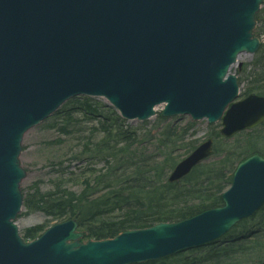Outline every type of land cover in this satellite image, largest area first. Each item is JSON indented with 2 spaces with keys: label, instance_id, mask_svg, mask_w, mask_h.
<instances>
[{
  "label": "water",
  "instance_id": "obj_1",
  "mask_svg": "<svg viewBox=\"0 0 264 264\" xmlns=\"http://www.w3.org/2000/svg\"><path fill=\"white\" fill-rule=\"evenodd\" d=\"M263 0H0V264H142L198 249L264 203V159L239 164L223 206L179 223L81 243L77 222L25 243L23 136L71 98H103L126 121L188 116L221 121L224 139L264 122V97L237 98L228 75L253 55ZM213 155L207 139L168 176L179 182Z\"/></svg>",
  "mask_w": 264,
  "mask_h": 264
},
{
  "label": "trees",
  "instance_id": "obj_2",
  "mask_svg": "<svg viewBox=\"0 0 264 264\" xmlns=\"http://www.w3.org/2000/svg\"><path fill=\"white\" fill-rule=\"evenodd\" d=\"M262 59L264 56L259 63ZM248 94L264 96V83L252 80L245 92ZM73 105L77 107L62 113L60 123L69 130H58L70 135L71 129L80 132V124L96 120L98 129L90 130L91 137L86 141L82 139L80 155L97 158L102 167L96 168L98 161L87 163L77 174H68L55 182L50 193L28 196L24 200L27 213L41 212L47 221L45 225L27 229L22 236L25 241L37 239L50 227L47 224L67 220L78 223V232L87 242L192 218L222 205L221 195L229 187L237 164L254 154L264 156V140L259 145L251 143L264 137L257 135L229 152L214 150V157H221L220 161L203 164L182 182L168 184L167 176L178 162L173 155L185 142L191 125L181 131L177 126L165 128L159 134L156 152L148 154L142 148L144 141H139L140 136L125 127L117 115L111 118L97 113L88 99H75ZM75 113L82 120L68 115ZM261 128L264 133V125ZM213 131L215 134L209 137H216L218 132ZM195 147H187V152ZM246 226V221L241 222L235 231ZM229 240L189 254L179 264H264V214L260 226ZM254 251L256 261L252 257ZM166 260L144 264H167Z\"/></svg>",
  "mask_w": 264,
  "mask_h": 264
},
{
  "label": "rangeland",
  "instance_id": "obj_3",
  "mask_svg": "<svg viewBox=\"0 0 264 264\" xmlns=\"http://www.w3.org/2000/svg\"><path fill=\"white\" fill-rule=\"evenodd\" d=\"M261 10V13H258L257 15L259 16V19L257 20L254 29V35L257 36L260 41L258 52L252 56L246 55L244 60H240L230 70V74L237 78L239 85L240 97L238 99H242L246 96V89L249 87L252 80L255 79L264 83V59H262L260 63L258 61L262 56H264V1L261 6ZM77 98H81L80 100L88 99L89 104L94 106L97 113H101L105 116L110 115L111 118H116L117 115L119 118L115 109L109 106L103 98L74 97L62 104V106L46 120L26 132L23 136L21 144L22 151L19 156L20 167L25 171V178L20 183L23 205L24 200H26L28 196L36 195V192L46 195L52 191L53 184L58 182L59 179L66 178V175L71 173L77 174L78 171L83 169L87 163H94L98 161V159L93 156L80 155L82 150V139L85 138L86 141L87 138L91 137L89 133L90 130L98 129L96 120L92 121L90 119L85 121V123L80 124L78 127L81 130L80 132L75 133L71 129V131H69L70 135H65L58 130L61 128L65 131L66 127L60 125L62 121L61 119L63 118L62 113H65V111L68 112L77 107V105H73L75 99ZM160 112V109H158L155 117L145 122L123 121L119 118L125 127L134 130L137 135L140 136L139 141H144L142 143V148L148 154L156 152L159 134L168 126H177V130L181 131L183 130V127L188 124L191 125L190 131H187L186 133V139H184L185 142L181 144L179 151L173 155L178 158V162L184 159L192 151L187 152V147L198 146L210 135L215 134L213 129L217 132L219 129V124L209 126L205 120L193 122L188 116L168 119L162 118L160 116ZM68 115H70V118H73L74 120L75 118L82 120V118L78 117L76 113ZM89 117L91 118L92 116L89 115ZM66 130L69 129L67 128ZM217 134L216 137H213V149L215 152L217 150H225L229 152L234 148L241 146L243 142L250 138H254L257 135H264L261 127L253 131L239 133L229 139H223L219 136V133ZM260 139L261 140L255 139L251 143L259 145L261 141L264 140V137ZM216 158L217 157L213 156L201 165L213 161L216 162V160L220 161L221 157L218 159ZM228 160L230 159L228 158ZM102 164V162L98 161L96 168H101ZM263 214L264 207L263 210L258 212L252 219L246 221L247 226L242 229V231H235V228L234 231L230 232V234H228L220 243L230 241L229 239L237 235H244L251 228L260 226ZM46 221L47 219L43 213H27V209L23 206L21 213L17 216L15 224L18 228L19 236L22 237L27 229L45 225ZM48 225L51 226V224H47V227ZM206 249L207 247L199 250L179 253L169 257L166 260V263L179 264L189 254L199 253L200 251H205ZM255 253L256 252L254 251L252 257L256 261L258 257L256 256V258H254L256 255Z\"/></svg>",
  "mask_w": 264,
  "mask_h": 264
},
{
  "label": "bare ground",
  "instance_id": "obj_4",
  "mask_svg": "<svg viewBox=\"0 0 264 264\" xmlns=\"http://www.w3.org/2000/svg\"><path fill=\"white\" fill-rule=\"evenodd\" d=\"M245 57H246V54H240V55L238 56V58H237V63H238L240 60H244ZM21 211H22V210H20V212H21Z\"/></svg>",
  "mask_w": 264,
  "mask_h": 264
}]
</instances>
